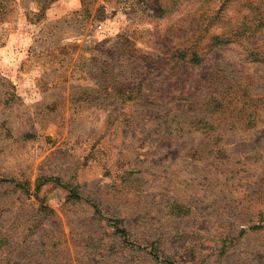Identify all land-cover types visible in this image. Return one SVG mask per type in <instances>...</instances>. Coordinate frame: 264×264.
Here are the masks:
<instances>
[{"label":"rangeland","instance_id":"obj_1","mask_svg":"<svg viewBox=\"0 0 264 264\" xmlns=\"http://www.w3.org/2000/svg\"><path fill=\"white\" fill-rule=\"evenodd\" d=\"M0 264H264V0H0Z\"/></svg>","mask_w":264,"mask_h":264}]
</instances>
